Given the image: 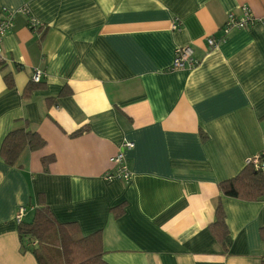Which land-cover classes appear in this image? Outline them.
<instances>
[{
  "label": "crops",
  "instance_id": "obj_1",
  "mask_svg": "<svg viewBox=\"0 0 264 264\" xmlns=\"http://www.w3.org/2000/svg\"><path fill=\"white\" fill-rule=\"evenodd\" d=\"M242 6L264 18V0H0V17L29 14L2 40L0 146L23 121L46 144L14 166L0 157V264H38L15 216L24 207L30 222L41 196L58 223L101 234L107 264L262 263L264 196L218 184L264 160V26L206 44ZM187 46L198 66L172 70ZM34 70L44 88L23 99ZM124 143L132 179L108 182ZM218 203L226 247L210 231Z\"/></svg>",
  "mask_w": 264,
  "mask_h": 264
},
{
  "label": "trees",
  "instance_id": "obj_2",
  "mask_svg": "<svg viewBox=\"0 0 264 264\" xmlns=\"http://www.w3.org/2000/svg\"><path fill=\"white\" fill-rule=\"evenodd\" d=\"M0 70H3L0 64ZM3 81L7 90L14 88L11 73L3 74ZM44 88V84L29 82L24 89L23 99H29L35 90ZM69 92H67V95ZM60 97L66 96L62 92ZM83 130L74 134L80 135ZM203 138V136H202ZM204 139V138H203ZM45 141L35 131L29 129L26 121L23 127L9 132L0 146V157L7 166H14L20 154L28 149L37 151L45 146ZM53 161L52 157L41 160L44 172ZM219 191L227 197L257 201L264 196V171H256L250 165L244 168L232 179L220 182ZM39 207L35 208L30 222L18 223L17 232L20 239L29 238L34 241L32 253L38 264H107L103 261V247L99 232L83 236L75 223H58L41 196ZM114 211V210H113ZM216 221L210 226L215 238L226 247V226L224 213L218 203L215 210ZM261 264H264V260Z\"/></svg>",
  "mask_w": 264,
  "mask_h": 264
},
{
  "label": "built area",
  "instance_id": "obj_3",
  "mask_svg": "<svg viewBox=\"0 0 264 264\" xmlns=\"http://www.w3.org/2000/svg\"><path fill=\"white\" fill-rule=\"evenodd\" d=\"M29 15L25 8L18 10L17 12H3L0 17V62L2 58V40L4 36L10 32L14 27L15 14ZM256 23H260L264 26V18L257 19L253 16L252 12L247 6H242L238 13L229 12L226 16L225 23L221 28V35L218 39L209 37L206 39V44L209 49H215L218 45L224 42L228 36L236 31L249 28ZM28 27L31 30L39 29V23L32 17L28 18ZM199 61L194 57V52L191 47L178 48L175 52V57L171 66L172 70H192L197 67ZM44 77V73L40 70H34L31 76V82L39 83ZM131 143H124L121 146V150L109 159L110 164L114 167L111 171L104 174V179L108 182L113 180L129 183L132 179V173L126 163L124 152L132 148ZM246 165H250L256 171H264V160L262 156H255L247 160ZM26 215V209L20 207L16 213L15 219L19 223ZM34 245V243H33Z\"/></svg>",
  "mask_w": 264,
  "mask_h": 264
}]
</instances>
